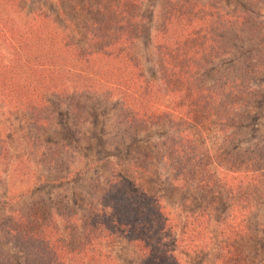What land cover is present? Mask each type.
I'll return each instance as SVG.
<instances>
[{"label":"trees","instance_id":"16d2710c","mask_svg":"<svg viewBox=\"0 0 264 264\" xmlns=\"http://www.w3.org/2000/svg\"><path fill=\"white\" fill-rule=\"evenodd\" d=\"M3 3L10 18L0 19V41L11 59L0 62V104L28 116L33 135L26 140L44 150L41 169L56 175L66 167L59 182L73 183L81 176L72 167L71 141L39 140L54 131V116L62 105L79 117L74 103L81 97L118 100L119 135L168 126L173 132L157 143V158L173 172L177 190H194L209 201L207 210L193 211L184 227L185 250L204 244L212 207L223 205V215L215 221L223 242L214 264H243L236 243L252 208L245 190L262 184L264 149L226 148L245 127L259 96L243 78L208 83L205 73L228 55L231 34L256 39L262 25L250 11H227L218 0H162L155 36L157 70L147 77L135 54L143 0H95L93 7L84 1L86 46L58 30L44 11L19 19L14 16L18 0ZM259 59L264 62V52ZM207 128L218 135L215 148L205 143ZM150 154L146 160H153ZM7 157L8 147L0 139V186L1 163ZM21 165L17 172L23 176L26 167ZM79 200L33 202L7 215L0 233L23 264H116L106 245L118 239L130 243L138 264H181L175 248L166 251L161 245L169 221L155 195L134 193L124 177L111 175L104 187L97 184Z\"/></svg>","mask_w":264,"mask_h":264},{"label":"rangeland","instance_id":"374dc122","mask_svg":"<svg viewBox=\"0 0 264 264\" xmlns=\"http://www.w3.org/2000/svg\"><path fill=\"white\" fill-rule=\"evenodd\" d=\"M3 1L0 0V19L5 20L10 16ZM84 1H88L91 7L95 5V0H18V14L14 12V16L23 19L30 16L34 10L40 9L50 16L58 30L72 37L77 44L86 46L88 36L84 24L88 14L84 10ZM218 1L230 12L235 9L250 11L256 23L262 25L256 39L249 40L248 34L244 39L231 34L230 52L205 73L208 83L222 78L228 81L243 78L258 92L259 97L252 104L245 127L226 150H263L264 65L259 69L258 66L264 64L259 59L264 52V4H254V0ZM161 5L162 0H143V22L135 54L147 77H151L157 70L155 36L160 23ZM10 59L9 51L0 41V62L6 64ZM118 105V100L106 101L103 98L85 96L74 103L80 110L79 117L76 112L68 113L67 104L58 109L53 120L54 131L40 136L39 140L45 142L49 138L50 141H71V156L75 159L72 167L76 171L75 174L81 176L73 179V183H65L59 182L58 178L67 174L66 167L56 175L41 169V154L44 150L26 140V137L33 135L29 132L28 116L19 110L10 112L0 104V139L8 147L7 160L5 164L1 163L3 183L0 186V223L10 213L26 209L38 200L53 202L57 199H70L71 203H79L80 195L85 196V193L90 192L93 187L95 189L97 184L104 187L109 176L120 175L128 181L131 191L155 195L165 207L169 229L161 244L164 250L175 248L181 264H214L223 242L218 233V222H215L223 215V205L215 204L212 207V223L208 226L204 244L197 250H185L182 241L184 242L183 233L189 223V217L193 211L207 210L209 201L194 190H177L172 184L173 172L157 158V143L173 130L168 126L155 127L135 136L122 137L116 124ZM207 129L204 131L205 143L208 148H215L219 143L215 142L218 135L213 132L214 129ZM148 154L153 156V160L145 159ZM136 160L139 163L135 164ZM19 163L26 167L23 176L17 172ZM261 182L257 189L245 190L252 208L247 217L244 236L236 243L243 264H264V178ZM106 250L116 264H138L129 242L118 239L114 245H106ZM3 259L8 261L7 264H23L21 256L7 245L0 233L1 264Z\"/></svg>","mask_w":264,"mask_h":264}]
</instances>
